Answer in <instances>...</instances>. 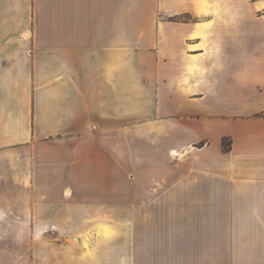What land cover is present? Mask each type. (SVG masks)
Here are the masks:
<instances>
[{"label":"crops","instance_id":"0c3cea01","mask_svg":"<svg viewBox=\"0 0 264 264\" xmlns=\"http://www.w3.org/2000/svg\"><path fill=\"white\" fill-rule=\"evenodd\" d=\"M152 153L200 222L92 223ZM2 230L80 233L41 264H264V0H0Z\"/></svg>","mask_w":264,"mask_h":264},{"label":"rangeland","instance_id":"374dc122","mask_svg":"<svg viewBox=\"0 0 264 264\" xmlns=\"http://www.w3.org/2000/svg\"><path fill=\"white\" fill-rule=\"evenodd\" d=\"M200 105L194 104L193 110H200ZM135 139V137H131ZM153 137H146V151L153 143ZM229 142L225 141V147H229ZM137 145V146H136ZM134 148H138L136 143ZM143 146L138 149H142ZM133 149V146H131ZM151 158H148L150 157ZM146 155L147 166L140 169L143 174L138 177L136 172L138 169L131 168L129 183V198L126 200H99V208H114L115 215H98L92 217V223L98 222L113 223L114 225H135V224H159L169 225L174 223H193L200 222V217L177 215V213H185L186 208L194 209L198 206L192 201L179 202L176 198H171L170 190V158L166 160L161 167L154 168L153 153ZM151 160V161H150ZM159 163V162H158ZM156 170V171H155ZM114 188V187H113ZM114 196L121 195L116 189L112 191ZM105 194V192H102ZM107 196V194L105 195ZM173 213V214H172ZM98 220V221H97ZM5 226H2V228ZM80 233L73 232H49L42 233L36 231H0V264H41V255L43 250L48 252V241L57 247L60 241L72 242L74 237H78ZM89 234V233H87ZM116 234V232H114ZM116 237V236H115ZM121 239V236H117ZM54 251V249H52Z\"/></svg>","mask_w":264,"mask_h":264},{"label":"bare ground","instance_id":"6f19581e","mask_svg":"<svg viewBox=\"0 0 264 264\" xmlns=\"http://www.w3.org/2000/svg\"><path fill=\"white\" fill-rule=\"evenodd\" d=\"M173 154H174L175 156H178V155H179V153H177V152H173Z\"/></svg>","mask_w":264,"mask_h":264}]
</instances>
